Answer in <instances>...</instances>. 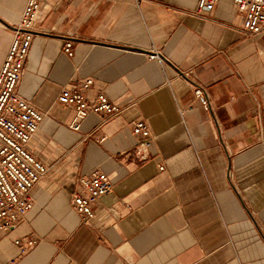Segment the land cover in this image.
Here are the masks:
<instances>
[{"label":"crops","instance_id":"crops-1","mask_svg":"<svg viewBox=\"0 0 264 264\" xmlns=\"http://www.w3.org/2000/svg\"><path fill=\"white\" fill-rule=\"evenodd\" d=\"M197 3L39 0L17 91L46 114L29 150L47 173L25 218L0 229V264H264V33L245 34L233 0ZM25 4L0 0V70ZM86 80L88 101L103 93L120 111L71 129L56 98ZM95 171L113 189L85 222L71 200Z\"/></svg>","mask_w":264,"mask_h":264},{"label":"built area","instance_id":"built-area-1","mask_svg":"<svg viewBox=\"0 0 264 264\" xmlns=\"http://www.w3.org/2000/svg\"><path fill=\"white\" fill-rule=\"evenodd\" d=\"M138 1V0H135ZM220 0H198L196 13H210ZM242 18V29L246 35L257 36L264 33V0H233ZM39 10V0H26L13 36L4 64L0 70V229L8 230L20 223L33 207L31 190L46 175L44 163L31 153L29 144L38 132L46 114L18 94V85L26 65L31 42L34 37V22ZM72 43L66 41L63 53L73 56ZM155 49L149 53L150 60L161 61ZM91 80H86L78 89L64 87L56 101L63 106H71L74 116L69 124L78 129L79 123L88 115L96 114L106 119L117 114L120 108L103 93L88 101L84 91ZM195 97L204 110L211 106L201 86L194 89ZM182 113V112H180ZM132 134L139 138L140 159L145 160L150 145V133L143 121H137ZM76 188L71 204L75 212L86 222L93 218V207L98 200L110 194L113 185L109 178L98 171L76 179ZM19 244V241L16 242ZM35 244L27 241L26 248ZM22 251L25 250L23 247Z\"/></svg>","mask_w":264,"mask_h":264}]
</instances>
